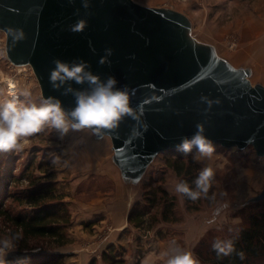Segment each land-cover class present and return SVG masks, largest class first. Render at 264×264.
I'll return each mask as SVG.
<instances>
[{
  "label": "water",
  "instance_id": "water-1",
  "mask_svg": "<svg viewBox=\"0 0 264 264\" xmlns=\"http://www.w3.org/2000/svg\"><path fill=\"white\" fill-rule=\"evenodd\" d=\"M90 4L84 9L82 0H0V30L8 38L9 60L30 64L43 97L58 98L65 108L75 106L74 97L50 84L54 59H83L102 79L115 76L118 87L127 86L139 119L127 118L118 129L98 135L110 136L124 173L141 176L158 153L191 137L197 123H204L214 144L251 145L264 157V86H253L212 48L192 42L185 15L134 0ZM82 18L88 21L84 31H70ZM16 29L23 30V40L15 38ZM202 96L219 103L208 109ZM258 197L264 198V190Z\"/></svg>",
  "mask_w": 264,
  "mask_h": 264
},
{
  "label": "rangeland",
  "instance_id": "rangeland-1",
  "mask_svg": "<svg viewBox=\"0 0 264 264\" xmlns=\"http://www.w3.org/2000/svg\"><path fill=\"white\" fill-rule=\"evenodd\" d=\"M134 1L144 6L179 11L190 22L187 33L192 42L212 48L216 56L224 62L249 70V78L253 86L264 85V0ZM2 39L5 42H1ZM6 40L8 41L6 33L0 30V52L6 53ZM1 56H5V59ZM8 62L7 53L0 55V89L7 93L9 81H13L17 85L15 91L19 93L28 89L31 92L30 101L40 103L44 99L42 85L38 82L34 68L28 63L9 66ZM107 137L110 138L108 135ZM98 138L96 134L89 131L70 132L63 139H60L56 132H46L30 138L29 146L20 154L0 155L1 181H5L4 184H0V194L6 196V194L25 189L33 178L37 181L43 177L52 179L56 183L55 190L58 191L59 198L63 199L69 210L70 228L74 223L72 222L73 212L78 209H89V206L84 205L83 202L93 195V189L102 190L107 184L104 180L93 182L95 185L88 186V183H80L76 178L77 159L86 157L88 143ZM215 146L216 152L213 158L200 163L194 162L191 155L184 156L176 149L160 152L151 161L144 179L132 188L137 191L132 205L137 201L144 204L145 196L153 194L152 190L155 191L154 205L151 212L145 216L147 222L144 224V236L146 237L141 243V249L131 257H127L128 254H124L123 248L115 247L116 251L121 253V257L126 259L127 264H144L153 247L164 250L173 241L197 257L195 248L201 238L210 234L225 238L232 232L236 234L239 228L245 225L243 213L246 205L264 190V157L257 155L251 145L242 149L237 146L225 148L220 144ZM54 156L60 157V162L56 165L51 163ZM176 159L190 163L191 169L195 168L194 177L205 166H211L216 170V178L208 197L191 204V206H198L197 211L187 209L186 198L178 197L173 191L174 183L183 178L175 167ZM58 173L62 178H59ZM10 174L14 176L10 178ZM12 178L14 180L11 181ZM170 201L175 203V220L163 222L160 219V213L165 204ZM100 204L101 207L107 205ZM5 206L13 208L14 213L21 210V207H26L18 205L17 201L11 199L5 201ZM155 214H158L155 217L156 220L152 217ZM158 225H164V230H160L158 234L161 236H151L150 233ZM93 233H98L95 235L97 241L100 237H105L98 230ZM69 241H71L70 237ZM91 241H86L81 248L78 245L77 249H83L82 252H92L91 257L100 258L108 248L92 251V243L89 244ZM46 244L47 242L44 246ZM66 244L50 245L51 249L63 251L62 253L66 256L65 263L68 264L70 256L75 254L66 252L71 250L66 247ZM15 253V249L8 252L4 259L14 257ZM158 254L159 252L154 255ZM76 264H82V262ZM156 264H162V262L157 261Z\"/></svg>",
  "mask_w": 264,
  "mask_h": 264
},
{
  "label": "clouds",
  "instance_id": "clouds-1",
  "mask_svg": "<svg viewBox=\"0 0 264 264\" xmlns=\"http://www.w3.org/2000/svg\"><path fill=\"white\" fill-rule=\"evenodd\" d=\"M73 2V0H70ZM84 9H90V0H82ZM78 14V12H77ZM88 15H91L89 12ZM86 19H79L69 26L72 32H82L87 27ZM15 38L23 40L25 34L22 29L14 30ZM111 55L112 50H106ZM6 53L0 52V55ZM105 60L102 58L100 63ZM54 67L49 73V82L56 90L63 89V95H72L75 106L65 108L58 98L48 97L40 103L31 102V92L24 89L19 93L9 89L4 93L0 89V155L20 154L30 144V138L37 134L56 132L60 139L70 132L89 131L100 135L105 130H116L122 121L127 118L139 119L136 110L131 104V96L127 86L118 87L115 76L102 79L91 71L89 62L83 59L71 62L61 59L53 60ZM85 85L87 88L76 89L72 84ZM202 103L209 108L218 100L213 101L206 96L201 97ZM207 109V110H208ZM206 110V111H207ZM196 131L191 137H183L175 146L176 151L184 156L191 155L194 162L210 160L216 152L214 142L205 135L204 123L196 124ZM60 162L59 156L51 160L53 165ZM216 178V170L211 166L202 167L196 178L189 184L186 180L174 183L173 191L180 198H187L193 202L208 197L209 190ZM20 239L19 234L0 239V264H5L4 257L15 249V241ZM235 239L214 240L212 249L218 259L229 257L236 253L241 259L244 253H237ZM201 264V261L191 251L185 250L173 241L158 255H150L144 264Z\"/></svg>",
  "mask_w": 264,
  "mask_h": 264
},
{
  "label": "trees",
  "instance_id": "trees-1",
  "mask_svg": "<svg viewBox=\"0 0 264 264\" xmlns=\"http://www.w3.org/2000/svg\"><path fill=\"white\" fill-rule=\"evenodd\" d=\"M182 159L175 160V167L179 175H183L182 180L191 184L196 178L193 174L195 168L191 169V164ZM12 176L14 175L10 174L9 177ZM1 178L0 175V184H4L5 181H1ZM13 178L11 181L14 180ZM29 183L27 188L12 194H6V196L0 194V239L17 234L20 236V239L15 241L16 255L4 259L5 264H66L65 254L58 252L56 248L51 249V245L60 246L69 242V210L63 199L59 198L58 191L55 190V181L43 177L40 181L33 178ZM152 191L153 194L145 196L144 204L139 201L133 204L128 215V220L133 226L143 227L147 222L145 216L151 212L154 205L155 191ZM9 199L26 207H21V210L14 213L13 208L5 206V201ZM199 201L201 199L195 202ZM250 202L245 207L246 212L243 213L245 225L240 227L236 234L232 232L225 238L210 234L200 239L195 249L202 264H264V198L257 197ZM185 203L187 209L198 210V206H191L193 201L186 198ZM157 215L152 216L154 220ZM174 215L175 203L167 202L160 213V219L163 222L173 221ZM217 238H234L237 253L243 252L244 258L241 259L234 253L229 257L218 259L212 249V244ZM35 249L38 250L34 251ZM88 264H127V261L116 249L109 248L100 258L91 257Z\"/></svg>",
  "mask_w": 264,
  "mask_h": 264
},
{
  "label": "crops",
  "instance_id": "crops-1",
  "mask_svg": "<svg viewBox=\"0 0 264 264\" xmlns=\"http://www.w3.org/2000/svg\"><path fill=\"white\" fill-rule=\"evenodd\" d=\"M1 42L5 41L2 39ZM3 57L5 59V56H1V58ZM227 63L239 71L242 70L250 80L249 70L241 67L238 68L230 62ZM98 137V140H92L88 143L86 157H79L77 159L76 178L80 183H88V186L95 185L93 182L104 180L107 181V184L102 190L93 189V195L83 202L84 205L86 204L89 206V209H78L73 212L72 222L74 223H72L69 228L68 235L71 241L66 244V247L71 250H67L66 252L75 255L72 257L70 256L68 264H76L78 262L87 264L93 253L82 252L83 249L77 248L78 245L81 248L82 244L88 240L91 241L93 238L94 240L89 243H92V251L106 250L107 248L115 249V247L119 249L120 247L124 249V254H128L127 257H131L132 254L137 253L138 250L141 249V243L143 239H145L144 237H146V235L144 236V226L135 227L130 224L128 215L132 209V203L134 202L137 192L132 188H135V186L141 183L150 165H148L141 176H132L131 174L124 173L114 157V148L111 139L107 137V135ZM63 173H61V175ZM58 176L62 178L59 173ZM74 193H72V195H74ZM78 200L77 202H79ZM100 203H102V206L106 203L108 206L101 207L99 206L101 205ZM106 225L110 228L106 227ZM97 230L105 236L104 238L100 237L98 241L95 237L98 233L92 234L93 231L96 232ZM160 230H164V225H158L152 230L150 235H157L160 237L161 235H158ZM73 248L75 250L72 251ZM161 251L160 248L155 249V247H153L150 251V255H154L157 252L160 253Z\"/></svg>",
  "mask_w": 264,
  "mask_h": 264
},
{
  "label": "bare ground",
  "instance_id": "bare-ground-1",
  "mask_svg": "<svg viewBox=\"0 0 264 264\" xmlns=\"http://www.w3.org/2000/svg\"><path fill=\"white\" fill-rule=\"evenodd\" d=\"M16 87H17V85L13 81H9V89L11 88V89L15 90Z\"/></svg>",
  "mask_w": 264,
  "mask_h": 264
},
{
  "label": "built area",
  "instance_id": "built-area-1",
  "mask_svg": "<svg viewBox=\"0 0 264 264\" xmlns=\"http://www.w3.org/2000/svg\"><path fill=\"white\" fill-rule=\"evenodd\" d=\"M8 65L9 66H15V64H13L10 60H9V62H8ZM18 92V91H17Z\"/></svg>",
  "mask_w": 264,
  "mask_h": 264
}]
</instances>
